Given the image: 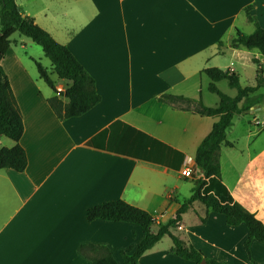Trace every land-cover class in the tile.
<instances>
[{"label":"crops","instance_id":"crops-1","mask_svg":"<svg viewBox=\"0 0 264 264\" xmlns=\"http://www.w3.org/2000/svg\"><path fill=\"white\" fill-rule=\"evenodd\" d=\"M15 1L22 14L70 49L101 98L81 115L58 118L47 100L54 92L33 75L27 41L21 34L11 36L0 64L22 115L20 144L27 165L22 171L0 168V264H91L79 252L82 243L106 245L122 264L119 250L135 245L142 228L128 221L88 220L87 208L123 199L150 212L156 224L174 215L202 176L195 150L218 116L198 113L194 101L160 96L200 97L215 105L218 96L203 95V89L214 92L206 74L202 86V69L222 67L212 58L225 51L244 68L256 66L253 58H258L264 71L257 49L230 45L236 28L254 29L246 6L264 27V0ZM254 76L256 82V67ZM53 80L65 88L63 79ZM256 93L264 94V85ZM254 118L264 119V98L233 115L226 130L230 144L219 150L220 178L208 182L219 192L223 184L264 223V176L260 193L251 186L252 172L264 171V127ZM1 139L0 146H9ZM184 168L189 176L181 173ZM201 203L190 204L172 233L222 264H251L243 246L246 225H228L222 213ZM164 236L169 242L159 244ZM164 236L136 264H198L169 252L172 241ZM250 251L264 264L262 243L251 240Z\"/></svg>","mask_w":264,"mask_h":264},{"label":"trees","instance_id":"trees-1","mask_svg":"<svg viewBox=\"0 0 264 264\" xmlns=\"http://www.w3.org/2000/svg\"><path fill=\"white\" fill-rule=\"evenodd\" d=\"M245 7L247 18L254 23L253 31L245 33L236 28L230 45L234 48L244 47L257 49L264 56V27L249 13ZM18 32L32 39L42 47L43 53L51 61L56 76L65 81V88L61 94L56 93L54 80L47 70L35 60L41 78L53 89L54 93L48 97V103L58 118L78 116L89 110L100 101V94L95 88L94 78L85 70L83 65L74 56L70 49L56 41L45 29L36 24L31 16L20 11L15 0H0V60L12 42L11 35ZM221 42H218V45ZM256 63V82L253 85H241L239 76L233 70L209 66L202 69L210 82L208 89L218 96L213 106L205 105L201 98L193 99L183 95L163 94L160 99L170 102H195V110L200 114L217 115L209 132L202 138L194 154V160L202 171L192 186L191 194L183 199L174 215L165 223H157L150 212L123 199L106 200L90 206L86 210V218H95L128 221L138 224L143 230L142 238L135 244L119 250L122 264H136L144 251L151 248L164 235L171 238L172 245L169 252L184 259L200 264L205 259L207 264H222L221 261L210 258L204 252L186 243L178 235L172 233L171 228L176 226L181 215L194 200L202 202L208 210L220 212L228 225L244 223L248 235L243 242L244 249L251 264H257L250 251V242L255 239L264 244V223L254 212L234 200L228 190L220 183L221 191L212 188L209 179L219 180L221 170L219 150L226 140V130L232 122L235 113L248 110L251 105L262 101L264 94L256 90L264 85L262 63L253 58ZM225 79L229 86L236 89V94L230 96L221 91L216 81ZM263 97V98H262ZM23 133V121L20 109L10 86L8 77L0 64V137H7L12 144L0 146V168L9 167L22 171L27 165V155L20 144ZM205 220L204 217L201 218ZM155 225V228L153 227ZM79 252L88 257L91 264H116V259L109 248L100 243H82Z\"/></svg>","mask_w":264,"mask_h":264},{"label":"rangeland","instance_id":"rangeland-1","mask_svg":"<svg viewBox=\"0 0 264 264\" xmlns=\"http://www.w3.org/2000/svg\"><path fill=\"white\" fill-rule=\"evenodd\" d=\"M11 36L17 38L19 36V33L14 32ZM22 38H24L27 41L26 42L27 43V47H26L27 51L33 53L34 59L37 60L47 70V73L49 74V76L52 79L57 80V76L52 69L51 61L49 60L48 57H46L44 55L42 47L39 44L32 41L31 38H29L25 35H22ZM35 60H32V62H33L32 65L30 62H28V60L26 61V63L29 67L31 65V70L33 72V75H35V77H36L37 84L39 86H41L43 89L47 90L48 92L53 93L54 92L53 89L44 81L43 78L40 77L38 70H37V67H36V64H35ZM212 62H214L218 65H222V67L220 66V68H222L224 70L228 68L227 67L228 65L231 67H234L237 70V72L239 73L241 84H243V85L255 84L254 74H255V67L256 66L253 65L250 68L249 67L244 68L243 65L241 64L240 60L230 58L229 51H225V53L217 54L216 56H214L212 58ZM263 73H264V71H263ZM202 76H203L202 86H205V80L208 79V77L205 74H203ZM217 85L221 89H223V91H225L226 93H230V92L233 93L236 91L235 88L229 87L227 81L224 79L220 80L217 83ZM206 94L211 95L213 98H217V95L215 93H209L208 91H205V89H203V95H206ZM1 140H3V142H7V144H9V145L12 144V141L7 137H2ZM252 173L254 176L251 178L253 180L251 186L253 188H255L258 193H260L261 192L260 177L264 176V171H258L257 170V171H254ZM168 240H169L168 237L164 236L162 238V241L159 244H164L165 242H169Z\"/></svg>","mask_w":264,"mask_h":264},{"label":"built area","instance_id":"built-area-1","mask_svg":"<svg viewBox=\"0 0 264 264\" xmlns=\"http://www.w3.org/2000/svg\"><path fill=\"white\" fill-rule=\"evenodd\" d=\"M64 90V88L62 86H56V93L57 94H61V92ZM253 123L257 126V127H264V119H259V118H254L253 119ZM181 173L184 175L189 176L190 175V170L187 168H184L181 170Z\"/></svg>","mask_w":264,"mask_h":264},{"label":"water","instance_id":"water-1","mask_svg":"<svg viewBox=\"0 0 264 264\" xmlns=\"http://www.w3.org/2000/svg\"><path fill=\"white\" fill-rule=\"evenodd\" d=\"M200 264H207L205 259H201Z\"/></svg>","mask_w":264,"mask_h":264}]
</instances>
